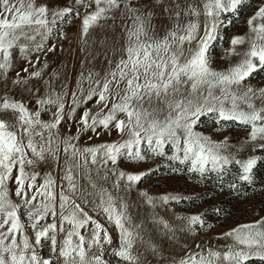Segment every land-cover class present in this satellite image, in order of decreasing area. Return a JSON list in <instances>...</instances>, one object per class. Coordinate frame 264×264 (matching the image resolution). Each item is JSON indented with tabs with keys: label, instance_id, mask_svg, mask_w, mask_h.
Segmentation results:
<instances>
[{
	"label": "snow or ice",
	"instance_id": "snow-or-ice-1",
	"mask_svg": "<svg viewBox=\"0 0 264 264\" xmlns=\"http://www.w3.org/2000/svg\"><path fill=\"white\" fill-rule=\"evenodd\" d=\"M251 7V0H0V80L6 81L0 94V264H109L105 245L110 246L112 264H142L133 253L137 244L158 254L152 240L141 235V225L133 224L124 198L98 187L93 178V170L104 181L110 173L115 177L113 189L123 182L129 191L154 171L126 172L118 167L121 160L142 163L160 157L171 171L184 166L201 178L214 174L221 191L225 175L230 174L227 187L237 194L253 184L254 169L258 162L264 166V155L237 157L246 148L264 152V88L245 83L264 71V0L245 19L246 31L229 39L221 57L238 59L220 71L212 66V51L224 39L222 32ZM73 19H79L85 43L90 30H120L108 49L113 56L119 54L114 67L106 53L109 67L104 75L82 74L70 96L56 92L50 83H46L49 91L40 95L29 81L41 78L42 70L23 67L10 83L31 96L15 99L7 83L15 55L33 65L30 55L55 51V45L46 42L54 30L62 37L58 25ZM109 39L105 35L98 43L106 45ZM89 101L94 107H84ZM77 109H82L79 115ZM202 118L217 131L243 127L248 138L239 147L227 136L214 140L198 130L205 123ZM73 121L75 133H71ZM100 131H115L117 139L77 146L81 135ZM49 167L62 169L59 185L51 171L37 170ZM142 195L153 204L147 193ZM180 199L160 198L165 204ZM81 204L90 205L115 226L116 247H111L108 229ZM203 216L189 217L188 230L205 227ZM159 223L164 235L175 239V230L163 220ZM82 229L90 234H82ZM223 235L233 241L226 251L185 252L174 264H264V217ZM45 248L47 256L41 254ZM93 248L96 252L89 256Z\"/></svg>",
	"mask_w": 264,
	"mask_h": 264
},
{
	"label": "rangeland",
	"instance_id": "rangeland-1",
	"mask_svg": "<svg viewBox=\"0 0 264 264\" xmlns=\"http://www.w3.org/2000/svg\"><path fill=\"white\" fill-rule=\"evenodd\" d=\"M61 2H69V0H61ZM251 2L252 7L249 11L245 12L243 17L237 20L233 26L222 32L224 39L220 40L219 45L213 48L212 66L218 71L227 68L229 64L238 59L237 57L224 59L221 57L224 55V50L229 46V39L233 35H242L246 31L245 19L255 11V8L261 3V0H251ZM156 22L159 23V21ZM203 22L204 17L202 16L201 27H203ZM79 24V19H73L70 23L58 25V28L63 32V36L61 37L54 30L46 42L48 45H55L56 50L47 53H32L29 58L33 60V65H28L22 55H15L13 60L14 67L7 74L10 95L17 100H26L31 96L30 92L25 91L19 86H12L10 83L12 79H15V73L23 67H28L30 72L42 70L41 78L29 81L30 85L34 84L39 88L40 95L49 91L46 83H50L56 92L63 90L69 96L77 90L82 74L85 77L90 72L99 73L101 76L104 75L109 67L108 61L105 59L106 53L108 58L113 61L114 67L115 61L119 58V54L113 56L108 49L120 37V30L117 29L115 33H110L107 29L103 31L100 29L90 30L86 38L87 43H85L80 35ZM105 35H108L111 39L108 40L106 45H100L98 42ZM37 39L39 40V37ZM119 43L123 44V40L119 39ZM37 55L39 56V62H35ZM45 64L46 67H43ZM21 75H26V73L21 72ZM5 83L6 81L0 80V94L4 92L3 85ZM245 83H250L254 88H264V71L255 73ZM87 84V80H84L83 87L86 88ZM33 104H29L28 106L31 108ZM256 104L259 106L260 102L256 101ZM84 107H94L93 102L89 101ZM81 111L82 109H77V115ZM42 118L46 117L42 114ZM76 127L73 121L71 133L76 132ZM198 130L203 131L205 135L211 136L212 139L217 141L223 140L227 136L229 142L237 147L248 138V131L243 127L231 126L225 128L223 131H217L208 119H205V123L200 125ZM116 139L117 134L115 131L111 133L100 131L99 135L89 132L81 135L79 141L76 143L78 147L83 148L101 143H109ZM253 154L264 155V152L258 150L253 153L250 148H246L245 151L239 153L237 158H243ZM165 163L166 161L160 157L142 163L121 160L118 167L120 170L126 172H142L148 169L154 170L140 183L133 185L129 191L124 190L123 182H121L119 189H113L112 181L115 177L110 173L108 174L109 179L104 181L96 176L95 170L92 172L93 178L97 179L98 187L103 185L112 192L114 197L124 198L128 204V212L132 217L133 224L141 225L140 231L144 239L148 240L150 238L157 246L158 254L156 255H153L151 252H146L140 244L135 246L133 253L141 257L142 264L145 260L146 264H174V261H179L185 255V252L199 253L202 249L224 252L228 246L233 244L231 238L224 237V233L229 232L239 225L249 224L264 217V166H262L261 162H258L257 168L254 169L253 184L243 186L238 194L231 192L227 187V184L232 181L230 174L225 175L224 189L221 191L219 182L214 174H209L207 178H201L197 173H190L183 170L184 166H180L181 171H171L164 166ZM157 168L159 170L155 171ZM37 170L41 171V174L44 171H51L57 184H60L61 177L63 176L62 169L58 168L53 170L49 167ZM101 175H103V170H101ZM37 182L40 183L39 178ZM80 184H85L82 175ZM10 187L13 186L10 185ZM142 193H147L148 197L153 199V204H149ZM165 195L170 197L177 196L181 199L178 202L176 200H170L165 204L160 200ZM13 199L16 198L13 197ZM77 203H80V201L77 200ZM117 206L119 207V199L117 200ZM81 207H84L90 216H93L94 219L98 220L108 229L113 240L111 247H116L118 245L119 234L115 226L107 223L103 217L93 212L90 205L85 206L81 204ZM212 208L220 209L221 211H208ZM200 213H204L203 219L206 226H191L195 231L188 230L190 228L188 218ZM160 220L167 222L175 230V239L169 238L170 233L169 235H164L165 230L163 229V225L159 223ZM207 225H211V227H207ZM88 227L91 228L92 226L89 225ZM81 232L86 235L90 234L86 233L84 229ZM29 235H31L30 232ZM60 238V236L57 237L58 242ZM197 245L200 247L197 248ZM109 247L105 245L104 258L109 260V264H112L113 258L109 256L107 251ZM95 252L96 249L93 248L88 255L92 256ZM41 254L47 256V248L43 249ZM203 254H206V251ZM197 259H199V256H197Z\"/></svg>",
	"mask_w": 264,
	"mask_h": 264
}]
</instances>
